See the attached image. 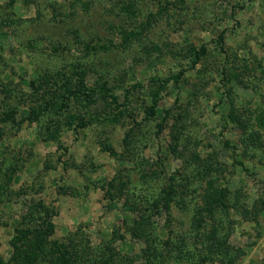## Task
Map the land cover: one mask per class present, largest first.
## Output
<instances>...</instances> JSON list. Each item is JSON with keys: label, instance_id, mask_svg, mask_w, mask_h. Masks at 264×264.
<instances>
[{"label": "rangeland", "instance_id": "1", "mask_svg": "<svg viewBox=\"0 0 264 264\" xmlns=\"http://www.w3.org/2000/svg\"><path fill=\"white\" fill-rule=\"evenodd\" d=\"M24 222L36 264H264V0H0L4 260Z\"/></svg>", "mask_w": 264, "mask_h": 264}, {"label": "trees", "instance_id": "2", "mask_svg": "<svg viewBox=\"0 0 264 264\" xmlns=\"http://www.w3.org/2000/svg\"><path fill=\"white\" fill-rule=\"evenodd\" d=\"M201 52H204V49L201 48ZM195 56H198L197 51H194ZM178 75H175L173 78H178ZM47 80V79H46ZM46 80L44 79L43 81L46 83ZM31 85H36L34 88L37 89L38 85L35 84L34 82H31ZM97 94L100 95L101 97L107 95V94H111L107 91V89H105V87L103 86V84H101L98 88H97ZM70 95H81V96H91V94L88 92L84 93L83 91H81V89L79 87L74 88L73 89H68L67 92V96ZM113 96V95H112ZM157 96V90L153 92V101H155ZM114 97V96H113ZM63 98L66 99V96L62 95H55L54 99L55 100H51L50 103L51 104H56L59 101V104H61L63 102ZM115 98V97H114ZM154 106V103H153ZM151 113H148L149 115L152 114V111H149ZM28 114H30V111L28 112ZM6 116V120H13L14 116H13V111H10L9 113H7ZM257 118H262L260 113H257ZM261 121V120H260ZM169 188L166 190V192L164 193V198H165V202L164 204L167 206V202L170 198V192H169ZM144 219V218H143ZM26 222V221H25ZM23 223L22 225H20L19 227H17L14 235L12 236V239L10 241V246H11V256L9 257V260H4L3 258L0 257V264H9V261L12 262H17V264H36L37 262V256H38V252L43 250V246H42V241H43V237H42V233H39V231L36 230H31L28 225L26 223ZM135 224L138 226L141 224L142 222V218H140L139 220H135L134 221ZM60 257H63V264H67V258L66 255L63 251V255H61Z\"/></svg>", "mask_w": 264, "mask_h": 264}]
</instances>
